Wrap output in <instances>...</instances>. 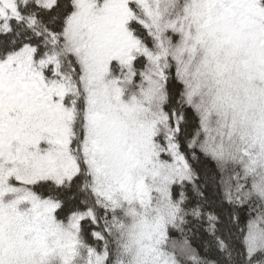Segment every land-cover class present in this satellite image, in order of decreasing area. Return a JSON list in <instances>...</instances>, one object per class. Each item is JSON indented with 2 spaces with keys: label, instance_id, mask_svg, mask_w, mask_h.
<instances>
[{
  "label": "snow or ice",
  "instance_id": "obj_1",
  "mask_svg": "<svg viewBox=\"0 0 264 264\" xmlns=\"http://www.w3.org/2000/svg\"><path fill=\"white\" fill-rule=\"evenodd\" d=\"M0 264H264V0H0Z\"/></svg>",
  "mask_w": 264,
  "mask_h": 264
}]
</instances>
